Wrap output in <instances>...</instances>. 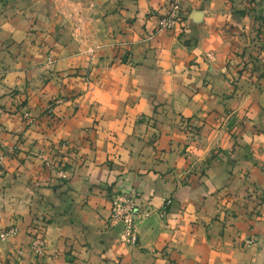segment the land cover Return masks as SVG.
Here are the masks:
<instances>
[{
  "label": "crops",
  "instance_id": "crops-1",
  "mask_svg": "<svg viewBox=\"0 0 264 264\" xmlns=\"http://www.w3.org/2000/svg\"><path fill=\"white\" fill-rule=\"evenodd\" d=\"M90 1L89 45L102 49L91 62L85 44L52 11L36 6V13L0 16V141L17 147L0 171V227L17 223L26 230L46 212L51 221L43 229V264H254L242 244L261 222L238 190L264 185L262 165L246 160L264 158V79L261 89L236 82L250 92L255 115L239 136L243 145L230 156L218 155L207 174L188 172L191 159L217 148L208 145L209 130L225 108L221 98L232 90L228 79L238 75L242 59L249 60L233 51L248 52L257 43L245 0H184L181 23L152 38L168 0ZM126 52L133 62H121ZM258 63L264 70V56ZM58 97L64 100L55 105L54 130L43 118L27 129L15 111L24 101L42 114ZM182 117L204 124L200 134H183ZM47 137L80 145L82 157L70 158L69 182L53 179L34 161L33 148ZM48 181L55 188L45 186ZM122 183L138 191L144 212L133 247L105 227L110 185ZM227 202L235 216L222 205ZM22 237L20 232L15 245L23 244ZM10 251L0 242V264L13 262L7 261L15 253Z\"/></svg>",
  "mask_w": 264,
  "mask_h": 264
},
{
  "label": "rangeland",
  "instance_id": "rangeland-1",
  "mask_svg": "<svg viewBox=\"0 0 264 264\" xmlns=\"http://www.w3.org/2000/svg\"><path fill=\"white\" fill-rule=\"evenodd\" d=\"M245 2L247 4V8L249 9L247 11H249L252 16L251 23H254L256 27V39H252V42L257 43H255V45L250 44V50L248 52H246L245 49L242 51V49L238 50L237 48L233 51L235 54L241 53L243 56H247V59L249 60L242 59L240 64H238V75H235L233 80L228 79L230 85L232 86V90L229 94L225 95L224 98H221L220 102L225 103V108L222 112L218 113V116H216V119H219V123L211 125V129L209 130L210 135H213L212 138H209L210 141L208 145H211L212 143L215 144L217 148L205 157H194L191 159L190 169L188 171L189 174H194L195 172L196 174H207L206 172L209 170L211 161H213L218 155L222 153L223 156H230L233 150H235V145L239 144L242 146L244 141L243 132L246 128L245 123L248 121V118L252 119V117L255 116L251 113L253 110H251V98L249 97L250 92L245 89V87H242L244 86L243 82H236H239L240 79H245L261 89V86L257 85H262V80L264 79V70H262L261 64L258 63V61L264 56V0H245ZM168 4L169 0L164 13H162L159 17V20L167 12ZM36 6L42 7L46 10V14L48 15H50L51 11L52 16L57 14L60 24H62L63 27H67V29L74 34L73 36H75L82 43V45L85 44L84 49L86 54H90L88 56L89 62L96 58H101L99 56L102 54L101 46L98 44L89 45V40L94 35L92 25L93 13L91 12L92 5L90 0H0V16L11 17L17 13L18 10L24 11L23 9H30L31 12L36 13ZM181 8L178 24L181 23V16L184 11V0L182 1ZM35 16L37 17V15L31 17L32 22L34 23L37 22V20L35 21ZM52 20L55 21L56 19H49V21ZM160 32L163 31H159L157 25L155 31L149 37L152 38L156 35V33ZM245 48H247V46ZM207 57L212 58L213 54L208 53ZM53 62V58L49 56L47 63L52 64ZM121 62H133L132 54L130 52H126ZM254 74H256V76ZM48 81H50L49 77L45 80V82ZM241 87L244 88V91L242 89L240 91L238 90ZM180 96H182V93L180 92L178 94L177 92L176 99ZM229 98H234L235 101L227 102L232 105L228 107L226 106L227 103L225 100ZM63 100L64 98L61 97L52 100L42 114L32 112V110L25 105L24 101L23 103L21 102L17 105L15 111L20 114L27 129L37 125L43 118L46 119L49 129L54 130L58 120L56 118L57 114L55 111V105L63 102ZM236 103H238V106ZM160 113H162V111ZM164 114H166V112ZM203 126L204 124H195L191 120V117H182L179 122L180 130L191 139L200 134ZM262 132H264V130ZM239 136L243 138H239ZM43 139L42 142L40 141V143L33 148L32 156L34 157V161L47 168L50 171V174H52L50 176H52L53 179L64 181L65 183L69 182L73 175L70 165H74L72 161H70V158H74L76 155L82 157V155H80V145L78 146L77 144H72L69 140H54L48 137ZM238 139H240V141H238ZM16 150L17 147L15 145H7L3 141H0V171H3L6 167L7 158L14 154ZM246 160L253 161L250 166L253 167L261 164L262 166L260 168L264 169V158H252L251 155H247ZM245 175L248 176V172ZM183 176L184 175H182L181 178H183ZM44 185L53 186L55 188V183L54 185H51V182H49V184ZM112 185L114 184L110 185V191L107 196L109 198L110 214L106 219L105 227L106 229L116 230L118 232L119 242L131 247L137 246L139 244V239L135 243H130L124 238V224L127 220V214H131L133 224L139 237L138 221L144 213L142 212V207L138 203L139 193L135 189L125 187L123 183L118 187H111ZM251 185L252 188H245L238 191L240 192L241 197L248 200L246 204L250 206L251 209H249L252 212V215H255L256 218L259 217L261 223L258 224L260 228L257 229L258 231L255 232V235H251L243 241L242 248L250 250L252 257L254 258V261L252 260L254 264H264V185L260 186L256 183H251ZM231 193L232 192H229L226 196L235 194L237 197V195H239L237 192L233 194ZM116 201H118V210L117 213H114L113 208L116 206ZM241 201L244 202V200ZM171 202L172 200H167L166 206L171 204ZM222 205L227 208V210H231L229 212L230 216H235L234 211L230 208L228 202ZM45 213L46 212L42 214L43 216H38L40 214L36 215L38 216L36 218L37 221L33 222L26 230H20L21 228H19L17 223H11L0 227V232L8 230L11 227L17 228V234L15 236L4 240L0 237L1 243L8 244V247L11 250L10 254H12V251L15 252L14 255L8 257L7 259L9 263L10 260L13 261L10 264H18V262L21 261L31 262V264H43L48 253V242L43 229L47 226L46 224H50L51 221L49 219L47 220ZM113 213L117 216L115 221ZM228 223L229 222L226 220L225 224ZM20 232H22V239L24 242L21 246H18L15 245L16 243H14V241L20 235ZM72 259L73 258H67L68 261H73Z\"/></svg>",
  "mask_w": 264,
  "mask_h": 264
},
{
  "label": "built area",
  "instance_id": "built-area-1",
  "mask_svg": "<svg viewBox=\"0 0 264 264\" xmlns=\"http://www.w3.org/2000/svg\"><path fill=\"white\" fill-rule=\"evenodd\" d=\"M183 0H169L167 12L160 18L158 24V30L164 31L173 29L179 22L180 13H181V5ZM116 206L113 208L114 213H117V204L118 201L115 202ZM113 213L114 221L117 219V216ZM127 220L125 221V230H124V238L130 242L135 243L138 240V232L133 224L131 214H127ZM17 234V228L11 227L8 230L0 232V237L4 240L9 237H13Z\"/></svg>",
  "mask_w": 264,
  "mask_h": 264
}]
</instances>
